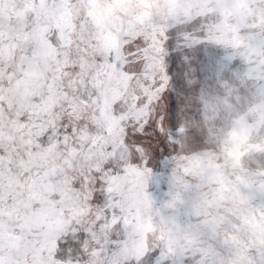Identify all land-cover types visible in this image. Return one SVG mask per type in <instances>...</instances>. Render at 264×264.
<instances>
[{
	"label": "snow or ice",
	"instance_id": "obj_1",
	"mask_svg": "<svg viewBox=\"0 0 264 264\" xmlns=\"http://www.w3.org/2000/svg\"><path fill=\"white\" fill-rule=\"evenodd\" d=\"M208 2L140 28L104 0H0V264H188L141 233L129 191L138 179L154 204L186 98L222 83L264 95L256 46L247 63L221 49Z\"/></svg>",
	"mask_w": 264,
	"mask_h": 264
},
{
	"label": "rangeland",
	"instance_id": "obj_2",
	"mask_svg": "<svg viewBox=\"0 0 264 264\" xmlns=\"http://www.w3.org/2000/svg\"><path fill=\"white\" fill-rule=\"evenodd\" d=\"M186 2L104 0L103 11L113 23L143 28L186 11ZM205 10L221 49L247 63L255 45V67L264 65V0H209ZM234 63L243 68L239 58ZM188 83H194L191 76ZM193 127L201 136L198 145ZM173 139L175 151L152 164L166 178L148 186L154 204L138 179L129 191L143 218L141 233L188 264H264V95L222 83L188 97ZM140 243L130 241L126 251L134 254Z\"/></svg>",
	"mask_w": 264,
	"mask_h": 264
}]
</instances>
